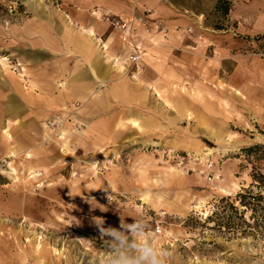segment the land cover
I'll return each mask as SVG.
<instances>
[{
	"label": "rangeland",
	"instance_id": "obj_1",
	"mask_svg": "<svg viewBox=\"0 0 264 264\" xmlns=\"http://www.w3.org/2000/svg\"><path fill=\"white\" fill-rule=\"evenodd\" d=\"M176 1L166 0L170 16L150 6L136 14L151 18L147 30L162 36L163 90H129L116 129L89 134L78 102L34 128H9L10 137L0 124V264H108L118 242L107 230L131 239L128 226L137 219L172 253L170 264H264V189L256 213L235 200L247 189L257 193L253 174L264 175V90L243 97L229 85L239 61L258 67L264 60V32L250 29L264 0H232L228 16L219 0ZM35 2L0 0L5 101L13 93L24 104V66L9 38ZM209 162L219 178H209Z\"/></svg>",
	"mask_w": 264,
	"mask_h": 264
},
{
	"label": "crops",
	"instance_id": "obj_2",
	"mask_svg": "<svg viewBox=\"0 0 264 264\" xmlns=\"http://www.w3.org/2000/svg\"><path fill=\"white\" fill-rule=\"evenodd\" d=\"M35 3L36 8L29 7L31 12L9 38L10 52L18 54L26 81L21 93L24 104L16 94L11 93L8 101L0 94V124L9 137L10 129L16 134L18 129L34 128L42 116L77 102L89 134L102 135V130L116 129L120 113L130 106L125 100L129 90H163L160 80L166 56L157 48L162 36L147 30L151 18L141 22L136 14L150 6L156 14L170 16L174 10L166 0L132 1L137 4L130 0H61L58 6L43 0ZM111 18H119L118 23ZM251 20H255L251 31L264 32V15ZM124 21L129 22L126 28L121 26ZM135 53L140 59L132 62L130 55ZM249 61H239L229 80L230 89L243 97L248 96L247 90H264V60L258 67ZM132 123L143 127L137 119ZM67 130L63 151L69 150V125Z\"/></svg>",
	"mask_w": 264,
	"mask_h": 264
},
{
	"label": "clouds",
	"instance_id": "obj_3",
	"mask_svg": "<svg viewBox=\"0 0 264 264\" xmlns=\"http://www.w3.org/2000/svg\"><path fill=\"white\" fill-rule=\"evenodd\" d=\"M107 231L118 242L108 264H164L165 260L170 264L172 253L167 249L158 248L145 235L143 219H137L128 226L131 239L118 229L110 228Z\"/></svg>",
	"mask_w": 264,
	"mask_h": 264
},
{
	"label": "trees",
	"instance_id": "obj_4",
	"mask_svg": "<svg viewBox=\"0 0 264 264\" xmlns=\"http://www.w3.org/2000/svg\"><path fill=\"white\" fill-rule=\"evenodd\" d=\"M172 1L177 4L176 0H172ZM232 5H233L232 0H219L217 9L221 11L222 15L228 16L232 8ZM258 38H264V35H258ZM258 147L260 146L249 148V151H252L253 149ZM253 178H254L253 186H256L259 189V191L255 193L251 189L249 190L247 189L245 190V192L239 193L235 200H238L240 204L242 206H246V208L251 207V210L256 213L257 209L261 207L263 200L262 190L264 189V175L253 174ZM247 196L250 198V200L246 199ZM234 202L230 203V206L238 213V208Z\"/></svg>",
	"mask_w": 264,
	"mask_h": 264
},
{
	"label": "built area",
	"instance_id": "obj_5",
	"mask_svg": "<svg viewBox=\"0 0 264 264\" xmlns=\"http://www.w3.org/2000/svg\"><path fill=\"white\" fill-rule=\"evenodd\" d=\"M150 11L151 10H149V9L145 10V13H147V15H145L146 18L148 17V14L150 13ZM138 19H140L141 22H144V18L143 17H140ZM128 23L129 22L124 21V22H122L121 26L123 28H126L127 25H128ZM139 59H140V54H138V53H135V54L130 55V60L132 62H137ZM208 169H209V178L210 179H215V178L217 179V178H219L220 174L216 170L217 168H216V165L214 164V162H209L207 170Z\"/></svg>",
	"mask_w": 264,
	"mask_h": 264
},
{
	"label": "bare ground",
	"instance_id": "obj_6",
	"mask_svg": "<svg viewBox=\"0 0 264 264\" xmlns=\"http://www.w3.org/2000/svg\"><path fill=\"white\" fill-rule=\"evenodd\" d=\"M115 58H116V57H115ZM115 58H114V59H115ZM115 62H116V61H115ZM63 107H64V106H63ZM44 126H45L46 129H48L46 123H44ZM59 128H60V127H59ZM51 131H52V132H56L57 129H56V130L53 129V130H51ZM60 132H61V131H60ZM44 134L47 135V136H49V133H44ZM62 134L64 135V138H65V135H67V131H62ZM49 137H50V136H49ZM12 152H13L12 154H16L15 151L12 150ZM26 153H27V157L30 158V157H31V152H30V151H27ZM206 156H207V155H206ZM225 192H228V191L225 190ZM228 194H230V192H228Z\"/></svg>",
	"mask_w": 264,
	"mask_h": 264
}]
</instances>
